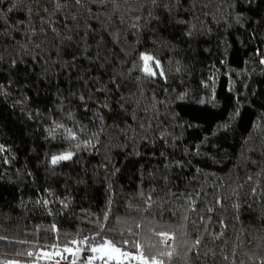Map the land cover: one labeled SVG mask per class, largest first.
<instances>
[{
	"label": "trees",
	"instance_id": "1",
	"mask_svg": "<svg viewBox=\"0 0 264 264\" xmlns=\"http://www.w3.org/2000/svg\"><path fill=\"white\" fill-rule=\"evenodd\" d=\"M181 2L183 8L174 15L189 20V25L174 24L161 15L159 24L152 21L146 25L141 19L137 31L131 24L136 16L143 15L142 5L133 4L134 10L123 14L124 23L112 18L110 30L121 34L123 45L113 44L105 35L106 54L117 55V66L124 52L134 58L138 52L147 51L157 56L166 70L171 68L167 80L143 79L138 83L132 77L142 74L134 71L131 77L118 79L120 87L116 89L109 83L110 73H105L109 91L101 93L75 80L66 84L67 76L55 63L54 53L51 60L46 54L36 61L25 57V63L15 68L7 60L0 65V83L9 92L0 96V145L5 148L0 153V234L42 245L56 243V236L62 244L79 239L77 232L92 235L97 229L90 221L102 216L111 199L113 215L127 221L120 227L131 226L135 232V222H144L145 228L139 231L147 235V228L156 223L174 222L169 212L179 202L173 199L171 209L164 205L163 214L135 213L127 205L139 201L142 207L139 191L147 194L155 186L160 192L165 174L172 192L192 191L201 185L211 191L214 180H223L229 187L221 191L230 192L244 184L249 175L255 179L264 168V65L259 63L264 57V3L253 0L249 5L244 0L234 6V0ZM237 13H242L240 23L236 22ZM10 16L13 21L24 19L18 12ZM192 25L195 27L189 37L186 32ZM72 92L93 96L87 102V112ZM105 103L109 106L103 107ZM144 109L148 110L147 117ZM69 112L80 125L87 126L88 135L100 128L104 131L95 148H82L72 161L54 167L50 156L66 145L59 134L50 139L47 130L53 120L71 125ZM234 113L238 114L229 120ZM144 120L151 127H140ZM225 122L227 129L222 127ZM209 135L211 139L201 145ZM196 145H201L199 156L191 155ZM176 161H183V166L176 167ZM198 168L203 176L197 174ZM252 186L245 184L234 199L241 205V224L250 234L259 235L257 229L264 225V203L249 195ZM153 197L157 199L155 194ZM44 199L51 201L48 208L37 203ZM231 203L229 200L228 205ZM232 216L233 209L228 206L223 218L227 221ZM145 217L153 223L147 224ZM53 223L59 233L43 231ZM232 231L230 225V234ZM31 243L0 242V253L29 264L31 258L17 257L16 253L35 251Z\"/></svg>",
	"mask_w": 264,
	"mask_h": 264
},
{
	"label": "snow or ice",
	"instance_id": "2",
	"mask_svg": "<svg viewBox=\"0 0 264 264\" xmlns=\"http://www.w3.org/2000/svg\"><path fill=\"white\" fill-rule=\"evenodd\" d=\"M243 2L244 0H234V6ZM246 2L251 5L253 0ZM261 2L264 3V0ZM133 4L142 5L140 11L143 15L136 16L135 22L131 24V28L137 31L140 29L141 19L145 20L146 25L152 21L159 24L161 15H165L174 24H190L189 20L178 19L177 15H174L184 6L181 0H0V65L7 60L11 67L15 68L18 63H25V57L36 61L46 54L51 60V54L54 53L55 63L67 76L66 84L75 80L76 84L95 87V90L101 93L109 91L103 79L105 73H110L109 83L116 89L120 87L117 80L131 77L134 71L142 74L132 77L138 83L143 79L167 80L171 68L166 70L161 60L150 52H138L134 58L130 57V53L124 52L119 57V66L114 63L117 55L106 54L108 49L105 46V35L113 44L124 43L118 31L110 30L112 18L115 16L124 23L123 14L133 11ZM123 5L128 7L123 8ZM17 12L22 13L24 19L11 20L10 14ZM235 18L236 22L240 23L242 13H237ZM194 27L192 25L186 35L191 37ZM17 36L20 39H17ZM47 62L44 61L45 64ZM259 63L264 65V57ZM175 71L179 72L180 68L177 67ZM97 72L99 76L96 75ZM8 83L11 85V81ZM57 88L59 89V84ZM8 95L6 86L0 83V96ZM71 95L77 96V93L72 92ZM77 98L85 105L84 111L87 112V102L93 99V96L81 93ZM121 100L123 101L124 97H121ZM136 104L139 108L140 101L137 100ZM102 106L109 105L105 103ZM147 114L148 110L144 109L145 117ZM237 114L234 113L228 119H234ZM67 119L72 121L71 125L53 120L47 130L50 139L55 140L59 134L66 145L63 151L50 156V164L54 167L62 162L72 161L82 148H95L99 136L104 131L100 128L99 131L88 135L87 126L80 125L72 113H68ZM133 119H136L135 115ZM145 125L151 127L148 120H144L140 127ZM222 127L227 129L229 124L225 122ZM211 135L206 136L201 145L207 143ZM161 139L165 137L162 136ZM201 145L194 146L191 155H201ZM4 151V146L0 145V153ZM175 166L182 167L183 161H176ZM164 167L167 169L168 165ZM196 172L203 176L202 169L198 168ZM162 179L164 184L160 192L156 191L155 186L150 188L147 194L143 190L139 191L142 207L139 201L129 202L127 205L128 209L135 213L155 211L157 214H163L164 205L171 209L173 199L179 202L176 209L169 212L174 222L156 223L154 227L147 228V235L139 231L145 228L144 222H135V228L138 230L135 232L131 226L121 228L127 221L124 217L113 215L112 201L109 199L102 216L90 221L97 229L92 235H81L77 232L79 239L65 240L62 244L59 236H56V243L42 245L27 240L10 239L9 236L0 234V242L9 245L31 243L35 251L16 253L17 257L31 258L29 264H37L39 261H47L48 264H264V225L257 229L259 235L250 234L240 222L241 205L234 199L239 196V190L245 184H251L253 186L249 195L264 203V168L257 172L255 179L249 175L244 184H239L230 192L221 191L229 187L223 180H214L211 191L201 185L192 191L172 192L167 175ZM207 179L205 177L206 182ZM153 194L157 199H154ZM165 196L169 198L164 199ZM229 200H232L231 205H228ZM37 203L48 208L51 201L44 199L38 200ZM60 203L64 208L68 207L65 201L61 200ZM228 206L233 209V216L226 221L223 214ZM110 220L112 223H109ZM145 221L147 224L153 223L147 220V217ZM230 225L233 227L231 234ZM43 231L59 233L60 229L53 223ZM0 264H22V261L7 258L0 253Z\"/></svg>",
	"mask_w": 264,
	"mask_h": 264
}]
</instances>
